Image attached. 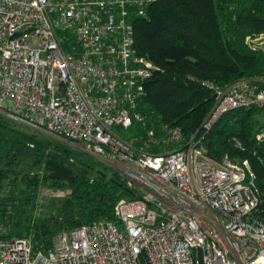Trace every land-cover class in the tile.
Returning <instances> with one entry per match:
<instances>
[{
  "label": "built area",
  "instance_id": "obj_1",
  "mask_svg": "<svg viewBox=\"0 0 264 264\" xmlns=\"http://www.w3.org/2000/svg\"><path fill=\"white\" fill-rule=\"evenodd\" d=\"M154 1L0 0V111L82 142L135 194L115 204V221L59 233L46 250L0 240V264H197L198 252L203 264H264V188L249 160L213 158L201 137L146 127L139 111L155 65L136 54L132 18ZM246 42L264 49V31ZM260 83L201 80L214 102L200 129L264 107ZM135 125L144 137L117 130Z\"/></svg>",
  "mask_w": 264,
  "mask_h": 264
},
{
  "label": "trees",
  "instance_id": "obj_2",
  "mask_svg": "<svg viewBox=\"0 0 264 264\" xmlns=\"http://www.w3.org/2000/svg\"><path fill=\"white\" fill-rule=\"evenodd\" d=\"M132 24L136 54L155 65L139 104L146 127L178 126L185 141L201 137L213 158H247L263 189L264 140H256V131L263 127L258 116L264 107L229 110L205 132L200 126L214 97L200 81L264 77V49L246 42L264 31V0H155ZM16 125L0 112V240L27 238L33 249L46 250L59 233L101 219L115 221V204L135 198L106 164ZM118 131L124 138L144 137L147 129ZM43 185L65 192L59 212L51 216L35 215Z\"/></svg>",
  "mask_w": 264,
  "mask_h": 264
},
{
  "label": "rangeland",
  "instance_id": "obj_3",
  "mask_svg": "<svg viewBox=\"0 0 264 264\" xmlns=\"http://www.w3.org/2000/svg\"><path fill=\"white\" fill-rule=\"evenodd\" d=\"M2 112V111H0ZM6 115H8L10 118H13L17 120L20 123V126L16 125L15 128L20 129L24 132L28 133H40L41 138H47L50 137L54 139L56 142H61L62 145H66L68 148H72L78 155H85V156H91L94 160H99V158L91 152V150L82 142L77 141H70L61 137H58L56 135H53L46 130L39 129L33 125H29L26 122L20 121L19 119L13 117L10 112H2ZM260 124L263 126L258 131H256V135L260 134L261 138L264 140V115L258 116ZM118 130V129H117ZM101 163H103L101 160H99ZM105 164V163H103ZM65 192L63 191H57L53 189L52 187H49L47 185L40 186L39 188V197L37 200V207L35 208V215H42V216H51L52 214H56L59 212V209L61 207L63 195ZM0 225V229H1ZM58 235V234H57ZM56 235V237H57ZM56 237L54 238V241L56 240Z\"/></svg>",
  "mask_w": 264,
  "mask_h": 264
},
{
  "label": "water",
  "instance_id": "obj_4",
  "mask_svg": "<svg viewBox=\"0 0 264 264\" xmlns=\"http://www.w3.org/2000/svg\"><path fill=\"white\" fill-rule=\"evenodd\" d=\"M197 264H203L201 260V254L200 252L197 253Z\"/></svg>",
  "mask_w": 264,
  "mask_h": 264
}]
</instances>
